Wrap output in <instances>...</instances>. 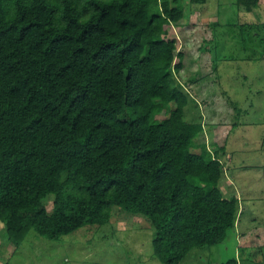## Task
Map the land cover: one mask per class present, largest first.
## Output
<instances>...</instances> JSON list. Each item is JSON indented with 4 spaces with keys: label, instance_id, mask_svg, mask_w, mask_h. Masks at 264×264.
<instances>
[{
    "label": "trees",
    "instance_id": "obj_1",
    "mask_svg": "<svg viewBox=\"0 0 264 264\" xmlns=\"http://www.w3.org/2000/svg\"><path fill=\"white\" fill-rule=\"evenodd\" d=\"M184 15L183 0H0V222L15 250L32 231L104 225L114 206L150 221L163 264L235 228L238 199L175 78Z\"/></svg>",
    "mask_w": 264,
    "mask_h": 264
},
{
    "label": "rangeland",
    "instance_id": "obj_2",
    "mask_svg": "<svg viewBox=\"0 0 264 264\" xmlns=\"http://www.w3.org/2000/svg\"><path fill=\"white\" fill-rule=\"evenodd\" d=\"M183 3L184 17L169 30L184 51L176 82L188 97L186 119L202 125L195 142L219 152L218 185L238 210L224 242L194 248L181 264H264V0L251 11L237 0ZM153 236L147 218L114 206L104 225L57 241L32 231L15 250L0 222V264H163Z\"/></svg>",
    "mask_w": 264,
    "mask_h": 264
}]
</instances>
